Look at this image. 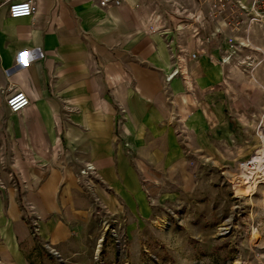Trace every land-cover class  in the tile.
<instances>
[{
    "label": "crops",
    "instance_id": "obj_1",
    "mask_svg": "<svg viewBox=\"0 0 264 264\" xmlns=\"http://www.w3.org/2000/svg\"><path fill=\"white\" fill-rule=\"evenodd\" d=\"M26 1L33 16H8L10 4ZM162 2L0 0V264H29L40 245L73 257L109 215L140 224L147 184L181 174L190 144L176 129L206 147L218 115L215 106L207 116L206 104L221 96L202 92L223 78L222 35L201 43L189 32L149 34V13ZM12 90L30 100L18 114L5 104ZM87 166L94 171L80 181Z\"/></svg>",
    "mask_w": 264,
    "mask_h": 264
},
{
    "label": "rangeland",
    "instance_id": "obj_2",
    "mask_svg": "<svg viewBox=\"0 0 264 264\" xmlns=\"http://www.w3.org/2000/svg\"><path fill=\"white\" fill-rule=\"evenodd\" d=\"M219 45L228 63L217 60L221 83L202 92L221 96L206 104L207 116H217L206 147L196 148L176 129L182 144H190L181 174L147 184L149 209L136 217L141 223L109 215L87 232L81 253L60 258L40 245L29 264H264V163L263 172L245 175L251 193L237 192L243 171L264 151V25L228 27Z\"/></svg>",
    "mask_w": 264,
    "mask_h": 264
},
{
    "label": "built area",
    "instance_id": "obj_3",
    "mask_svg": "<svg viewBox=\"0 0 264 264\" xmlns=\"http://www.w3.org/2000/svg\"><path fill=\"white\" fill-rule=\"evenodd\" d=\"M98 5L100 8L119 7L121 0H98ZM36 11L37 7L33 1L12 3L8 6V16L12 19L31 17ZM255 22L264 25V0H252L249 5L244 4L242 0H163L162 4L154 5L145 28L149 34L189 32V35L202 43V39L207 42L206 38L222 35L228 27L247 26L249 30ZM208 25L213 26V31L205 37ZM197 55L198 53L194 52L189 57L195 60ZM177 74L178 70H174L165 81L170 82ZM5 104L10 113L18 114L30 105V100L24 92L12 90L6 95ZM93 171L92 166H87L78 172L77 179L83 181ZM24 217L33 230L32 234L37 233V218L31 207Z\"/></svg>",
    "mask_w": 264,
    "mask_h": 264
},
{
    "label": "bare ground",
    "instance_id": "obj_4",
    "mask_svg": "<svg viewBox=\"0 0 264 264\" xmlns=\"http://www.w3.org/2000/svg\"><path fill=\"white\" fill-rule=\"evenodd\" d=\"M227 58L223 59L222 62L226 63L227 62ZM228 63V62H227ZM264 163V151L263 150H259L257 152V154L255 155V157H253V160H252V163L251 165L253 167H250L249 169H245L243 172H244V179L245 180L243 183H241V185H238L239 188L237 190L238 194H240L241 192L242 193H246V194H249L251 193V191L254 189H252V187H248L247 185L250 184V181H249V176H245L246 174L247 175H252L256 172H253V171H257V174L262 171V164ZM264 165V164H263ZM247 170H250L249 172H247ZM263 172V171H262ZM264 173V172H263ZM264 175V174H263ZM237 187V186H236ZM253 187H255L253 185ZM252 189V190H251ZM240 192V193H239Z\"/></svg>",
    "mask_w": 264,
    "mask_h": 264
},
{
    "label": "water",
    "instance_id": "obj_5",
    "mask_svg": "<svg viewBox=\"0 0 264 264\" xmlns=\"http://www.w3.org/2000/svg\"><path fill=\"white\" fill-rule=\"evenodd\" d=\"M55 255H57V254H55Z\"/></svg>",
    "mask_w": 264,
    "mask_h": 264
}]
</instances>
